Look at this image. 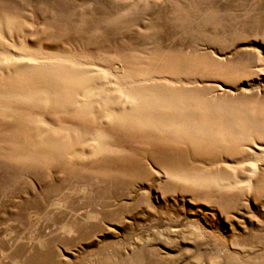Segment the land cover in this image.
I'll list each match as a JSON object with an SVG mask.
<instances>
[{
  "label": "rangeland",
  "instance_id": "obj_1",
  "mask_svg": "<svg viewBox=\"0 0 264 264\" xmlns=\"http://www.w3.org/2000/svg\"><path fill=\"white\" fill-rule=\"evenodd\" d=\"M0 109V264H264V0H0Z\"/></svg>",
  "mask_w": 264,
  "mask_h": 264
},
{
  "label": "bare ground",
  "instance_id": "obj_2",
  "mask_svg": "<svg viewBox=\"0 0 264 264\" xmlns=\"http://www.w3.org/2000/svg\"><path fill=\"white\" fill-rule=\"evenodd\" d=\"M0 110H1V109H0ZM0 114H2L3 116H6L5 112H4V114H3V112H0ZM7 114H8V116L11 115V114H9V113H7ZM2 115H0V116H2ZM8 116H7V117H8ZM16 118H17V117H16ZM23 119H24V118H23ZM4 126H5V125H4Z\"/></svg>",
  "mask_w": 264,
  "mask_h": 264
}]
</instances>
